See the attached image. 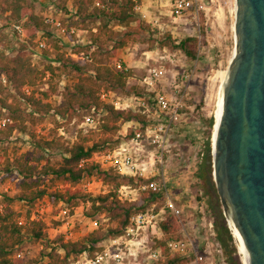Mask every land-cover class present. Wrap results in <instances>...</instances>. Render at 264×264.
Returning a JSON list of instances; mask_svg holds the SVG:
<instances>
[{
	"label": "trees",
	"instance_id": "16d2710c",
	"mask_svg": "<svg viewBox=\"0 0 264 264\" xmlns=\"http://www.w3.org/2000/svg\"><path fill=\"white\" fill-rule=\"evenodd\" d=\"M36 1L38 0H0V19L5 17L10 22L18 24L22 22L30 36L28 43L22 44L18 52L10 56L7 34L0 27V122L4 118L11 119V122L0 128V143L8 141L16 130L27 131L28 119L23 113L21 104L30 107L33 114L48 115L53 112L55 115L67 118L68 122L74 118L82 121L84 115L89 114L93 108H104L106 114L100 124L103 136L93 140L91 136L80 130L72 144L64 136H54L51 140L39 143L45 153L35 157L34 162L25 156L16 158L14 162L9 158L6 159V171L15 169L20 175L21 191L17 196L4 194L3 199H0V264H18V260L12 255L24 242L26 231L39 241L48 237L47 225L42 220H28L25 225L19 224L16 210L13 208L15 201H21L32 208L38 200L49 196L53 203L62 202L72 211L79 201L88 200L91 202L92 210L88 212L89 216L104 211L114 222V225L105 229L100 227L76 241H65L61 235L58 241L63 254L49 253L47 264H70L84 253L94 257L103 249L104 240L124 233L134 213L148 209L153 195L143 194L137 201L122 202L116 192V189L123 184L136 185L137 182H143L142 178L120 175L113 170H103L98 164L89 161L83 167H79L82 160L90 159L97 152L114 148L121 140L131 137L132 128L129 129L126 137L116 138L121 128L120 124L131 120H144V116L140 113L117 110L100 99L102 90L136 95L145 93L136 81L130 80L131 71L119 70L107 62L114 59L113 63H116L119 52L130 43L147 44V50L153 49L155 43H158L160 47H167L169 51H181L190 60L198 57L200 49V38L195 35H188L178 43L173 40L170 33L156 40L155 33L148 32L149 26L134 11L133 0H73L71 8L67 6L68 0H63V7L73 16L71 23L76 28L89 30V42L77 44L73 48V52L83 53L88 59L73 58L67 54L64 45L56 42L54 46L59 51L56 61L59 64H47L41 68L33 63L28 52L34 43L33 39L40 31L57 41L59 39L55 37V31L51 29L45 18L33 11V3ZM97 1L101 6L96 5ZM201 15L203 18V11ZM12 33L14 37H19V32L14 28ZM73 73H77V81L72 86L65 87L61 104L53 105L52 102L47 101L56 94L58 79L62 74ZM44 84L47 85L46 89H42ZM26 87L30 90L26 91ZM213 125L214 118H211L206 131L207 152L211 149ZM31 134L35 135L33 132ZM56 150H64L66 155L60 161L52 163L46 153ZM204 164L206 165V160ZM47 175L63 178L68 184L64 191L50 192L43 182V177ZM90 176L102 180L109 187V191L93 196L81 189L71 188ZM198 198L201 199L200 196ZM31 208L27 210V217L30 216ZM208 211L213 214L215 208L208 204ZM159 226L162 235L153 238L152 247L159 248L162 257L152 264H188L192 260L191 256L172 254L168 246L171 240L183 236L178 217L169 209ZM216 231L224 247L226 260L230 264H242L239 256L235 254L237 248L224 220L221 222L216 220Z\"/></svg>",
	"mask_w": 264,
	"mask_h": 264
},
{
	"label": "rangeland",
	"instance_id": "374dc122",
	"mask_svg": "<svg viewBox=\"0 0 264 264\" xmlns=\"http://www.w3.org/2000/svg\"><path fill=\"white\" fill-rule=\"evenodd\" d=\"M202 3L206 8L202 10L204 12L203 18L200 12L199 28L192 16L183 17L178 19L176 23H173L171 17L167 15L168 7H161L164 14L161 15L160 18V21L162 22L161 29L152 30L149 27L148 30V32L155 33V38H157L156 40L165 37L166 33H170L176 43L188 35H199L200 38V49L196 59L190 60L187 57H181V54L179 53L176 58V60H178L175 63L164 61V64L168 69L169 79L174 74H177L178 72L180 73L185 69L194 71L189 99L186 100V104L188 106L186 117L187 128L180 133V136L177 139V141L182 144L181 148H178L179 150H174L175 152H180L183 157L175 155L170 160L168 165V179L171 186L170 197L174 204L183 211L181 219H183L185 223L189 221L192 222L190 225L188 224L184 226L179 221L182 233H184V228L192 234L196 233L198 243L201 242V233H199V230L197 229L199 221L195 207L199 201L205 202L208 206L204 191L207 187L206 176L208 173L211 174V171H208L206 169V165L204 164L208 154L205 146V141L208 137L206 131L208 130V121L211 118H214L215 122V115L218 109V92L223 82V72L228 67L229 60L234 50V6L236 5V0H202ZM33 4V11L42 18L46 19L49 15H53L54 18L61 20V22H63L68 29L75 28L76 32L79 34V36H77L76 33H72L68 34L67 37H61L56 33L55 37L60 40L57 41L55 38L48 37L41 31L38 32L36 38L33 39L34 43L31 45V49L28 50L34 64L39 65L41 68L47 64L58 65L59 63L56 61V57L59 51L54 46L56 42L64 45V49L68 55H70V52L73 51L75 45L86 44L89 42V30L76 28L71 23L73 16L63 7V0H38ZM72 5L73 0H68V8H71ZM153 13L159 14V11H154ZM5 24L6 27H4ZM14 24L18 23L10 22L5 17L0 19V27L8 37L7 45L9 46L8 54L10 56H14L22 44L28 43L30 39L27 28L22 24V22L21 25L24 29L23 34L19 33V37H14L12 33ZM41 39H43L46 43V48L44 49L38 47V41ZM155 44L156 45L153 47L154 50L163 49V47H160L158 43ZM146 47L147 44L130 43L125 49L119 52L118 58H116L117 60L122 61H124V58L126 59L127 64L125 63V65L128 66V70L132 72L130 80L136 81L137 83L141 76L145 73V64L142 61L145 59L144 52L148 51ZM167 50L169 51L168 48ZM177 51L179 50L170 52ZM155 56L158 57V55ZM113 61L114 59L107 63H110L115 68L116 65ZM215 76L218 77L216 81L213 82L212 78ZM77 78V73H73L71 75L62 74V76L58 79V89L56 94L47 101L52 102L53 105L61 104L63 101L62 92L65 87L72 86L77 81ZM46 88V84L42 85V89ZM21 106L23 113L28 119L27 131L16 130L8 141L0 143V199H3L4 194L14 197L21 191L19 187V173L15 169L12 171H6L7 158H9L11 162H14L16 158L25 156L31 162H34L35 157H39L41 154L45 153L41 150L39 143H42L44 140H51L54 136H63L60 133V129L62 127L63 129H61V131L65 130V138L70 144L77 139L80 130L91 136L93 140H98L103 136L100 130V125L96 128L88 126L80 127L81 121H77L78 118H74L71 122H68L67 118L55 115L53 112L48 115H39L37 113L33 114L30 107L25 104H21ZM128 125L129 124H126V122L120 124L121 128L117 133L116 138L123 137L122 134L123 132L125 133ZM31 132L35 135L33 136ZM212 136L213 128L210 138L211 144ZM65 155L66 153L64 150H56L48 154L46 153V156L52 163L60 161ZM42 164L40 166H42ZM92 177L99 181V187L94 190V193L85 190L84 186H82L84 179L87 177L71 188L81 189L83 192L93 196L104 194L109 191V187L102 180L96 176H90L89 178ZM43 180L44 186L47 187L50 192L56 190L64 191L68 185L63 178H56L53 175L44 176ZM198 196H200L201 199H199ZM166 198L167 196H159L157 198L152 196L151 202L155 203V211H159L161 207L166 205ZM42 199H45L43 202L45 204H47L48 201L53 203L49 196H45ZM59 203L53 204L57 206ZM217 204H220L219 196L218 201L216 200L212 203V205ZM13 208L16 210L17 217H20L25 216L27 210H29L31 206L21 201H15ZM91 211V202L88 200L79 201V204L74 206L71 211V214L74 215L73 220H71L72 223H74V228L72 230L76 233V235L78 234L77 236L82 233L81 231H84L83 234H85L82 235V237L87 235L86 233L88 231L85 224L89 218H98L102 222L101 227L104 229L108 226L114 225V222L104 211L96 213L94 216H89L88 212ZM212 215L215 218L214 212ZM47 220L50 223V225L46 228L48 237L43 241L32 238L28 231L25 230L26 237L22 244L25 247L29 246L32 248V255L30 258L27 257L26 259L18 260V264H47L49 261V253L54 252L57 254H63V251L60 249V242L58 241L61 234L57 233L55 235V231L52 228L56 223L54 221L50 222V217ZM223 220L229 228L227 221L225 219ZM62 230H64V228ZM154 234L158 235L157 237L162 235L159 229H157L153 234L150 233L148 239L151 245ZM104 243L105 242H103L102 245ZM234 244L236 246L235 241ZM236 250L235 254L239 256L241 263L244 264L241 259V254L238 249ZM155 261L157 260L149 258V253L146 251L141 253L137 258H132L128 261V264H152Z\"/></svg>",
	"mask_w": 264,
	"mask_h": 264
},
{
	"label": "built area",
	"instance_id": "2783aa9c",
	"mask_svg": "<svg viewBox=\"0 0 264 264\" xmlns=\"http://www.w3.org/2000/svg\"><path fill=\"white\" fill-rule=\"evenodd\" d=\"M153 1H156L158 7L155 11H159V14L151 10ZM133 2L134 11L152 30L161 29L160 18L164 15L161 7H168L167 15L171 17L173 23L183 17L192 16L198 28L200 12L206 8L202 0H133ZM96 5L101 6V3L97 1ZM45 21L61 37H67L72 33L79 36L75 28L68 29L53 15H49ZM13 27L23 34L24 29L21 24H14ZM196 36L199 37V35ZM38 47L46 48L43 39L38 41ZM179 53L181 57L186 58L181 51L170 52L165 47L144 52L145 59L142 62L145 64V73L138 80L145 92L142 95L122 94L107 90L100 92V99L104 103L112 105L117 110L140 113L144 116V120L127 121L126 124L129 125L122 136L126 137L129 129L132 128L133 134L130 138L121 140L114 148L95 153L90 159L82 160L79 164V167H83L89 161L98 164L103 170H113L120 175L142 178L144 181L137 182L136 185L123 184L116 189L117 196L122 202H134L139 200L143 194H148L155 198L167 196L166 205L159 211H155V203L152 202L147 210L134 213L122 235L106 239L103 249L94 257H89L84 253L72 260L70 264H126L146 251L149 253V258L159 260L162 257L161 250L153 249L154 241L152 239L151 245L148 236L150 233H155L157 229L160 231L159 224L164 220L168 210L170 209L184 226L192 223L191 221L185 223L181 219L183 211L174 204L170 197L171 186L168 179L170 160L175 155L183 157L180 152L174 150L178 149L177 139L180 133L187 128L186 100L189 99L191 82L194 77L193 70L185 69L169 79L164 61L175 63ZM70 55L75 59H88V56L83 53L71 51ZM115 65L119 70L129 69L122 60H118ZM25 90L29 91V88ZM105 113L104 108H93L89 114L84 115L80 127L96 128L103 121L102 117ZM8 122H11V119L4 118L0 122V128ZM61 129V135L66 137L65 130L61 131ZM98 182L94 177H87L82 186L85 190L94 193V190L99 187ZM44 200L40 199L35 203L29 217L26 215L18 217L19 224L25 225L28 220H42L48 226L50 223L47 219L50 217V222L56 223L52 227L55 235L60 233L65 241H76L85 235L84 231H81L82 233L77 236L78 234L76 235L72 230L74 223L71 220L74 215L71 214L69 207L62 202L57 206L49 201L45 204ZM195 209L198 214L197 229L201 233V242L198 243L196 233L192 234L184 228L180 239L171 240L168 243L171 253L191 256L192 260L188 264H230L225 258L224 247L217 236L216 219L208 211V206L205 202L199 201ZM85 226L88 231L86 234H88L100 228L102 222L98 218H89ZM157 236L154 234V237ZM31 255L32 248L21 244L12 256L17 260H23L30 258Z\"/></svg>",
	"mask_w": 264,
	"mask_h": 264
},
{
	"label": "water",
	"instance_id": "95a60500",
	"mask_svg": "<svg viewBox=\"0 0 264 264\" xmlns=\"http://www.w3.org/2000/svg\"><path fill=\"white\" fill-rule=\"evenodd\" d=\"M234 42L206 179L219 196L215 219L237 246L236 230L248 264H264V0H236Z\"/></svg>",
	"mask_w": 264,
	"mask_h": 264
},
{
	"label": "bare ground",
	"instance_id": "6f19581e",
	"mask_svg": "<svg viewBox=\"0 0 264 264\" xmlns=\"http://www.w3.org/2000/svg\"><path fill=\"white\" fill-rule=\"evenodd\" d=\"M234 8L236 9V5L234 6ZM233 54H234V50H233V53H232V56L230 58V60L232 59L233 57ZM229 60V62H230ZM228 68V67H227ZM227 68L225 69V71L223 72V82L222 84L224 83L225 79H226V75H227ZM218 76H215L212 78V81H216ZM221 84V85H222ZM213 85V84H212ZM215 86V85H214ZM213 86V88H214ZM221 90V88H220ZM220 90L218 92V95H219V102H218V109L216 111V115H215V124L213 126V136H212V143L214 144V140H215V134H216V129H217V125H218V120L220 118V113H221V96H220ZM210 95V94H209ZM234 236H235V239L237 241V249L239 251V253L241 254V259L243 261L244 264H248V256H247V252L244 248V245H243V242H242V239L240 238V236L238 235V233L236 232V230H234Z\"/></svg>",
	"mask_w": 264,
	"mask_h": 264
},
{
	"label": "flooded vegetation",
	"instance_id": "af4514ba",
	"mask_svg": "<svg viewBox=\"0 0 264 264\" xmlns=\"http://www.w3.org/2000/svg\"><path fill=\"white\" fill-rule=\"evenodd\" d=\"M204 194H205V198L208 202V204H211L214 202V201H218V194L216 192V189L215 188H211L208 184H207V187H206V190L204 191ZM214 208L216 205H212Z\"/></svg>",
	"mask_w": 264,
	"mask_h": 264
},
{
	"label": "crops",
	"instance_id": "0c3cea01",
	"mask_svg": "<svg viewBox=\"0 0 264 264\" xmlns=\"http://www.w3.org/2000/svg\"><path fill=\"white\" fill-rule=\"evenodd\" d=\"M151 5H152L151 10H153V11H155V8L158 7L157 4H156V1H153V2L151 3ZM123 60H124V62L127 64L126 59L124 58ZM177 142H178V141H177ZM181 145H182V144H180V143L178 142V146H177V147H178V148H181ZM126 264H128V263H126ZM130 264H133V263H130Z\"/></svg>",
	"mask_w": 264,
	"mask_h": 264
}]
</instances>
